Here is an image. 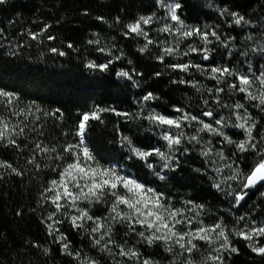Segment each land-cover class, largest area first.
I'll return each instance as SVG.
<instances>
[{"label":"trees","instance_id":"trees-1","mask_svg":"<svg viewBox=\"0 0 264 264\" xmlns=\"http://www.w3.org/2000/svg\"><path fill=\"white\" fill-rule=\"evenodd\" d=\"M178 2L179 12L187 23L198 24L209 19L197 0ZM214 2L248 21L243 22L246 25L235 24L226 29L232 36L243 39L252 25H257L253 28L256 33L263 30L264 0ZM155 9L156 0H4L0 3V90L36 106L42 113L58 114V120H48L54 129L62 123L68 130H75L83 113L97 107L114 109L101 113L100 120L89 121L85 136L88 146L102 161L125 169L148 187L175 196L184 195L195 204L222 208L223 196L214 189L208 175L198 171L193 163L188 164L185 159L169 172L160 186V179L143 161L135 157L128 159L127 145L120 142L121 136H127L142 150L161 147L162 139L145 118L149 101L143 108L142 98L152 93L157 97L150 102L152 107L163 114L175 115L177 108L183 109L187 104L191 89L160 72L130 39L119 33L117 39L124 46V59L109 65L107 71L86 66L89 57H96L90 45L95 34L111 36L110 23H117L123 29ZM30 33L41 34L32 39ZM49 36L54 39H48ZM12 39L18 40L15 48L5 44ZM53 48L57 52L50 51ZM120 68H129L132 73L135 70L137 83L119 79L116 73ZM43 133L45 139L49 133ZM19 147L0 142V160L23 173L17 175L11 169L0 168V264H88L89 261L116 264L92 249L88 239L68 222L62 225L60 233L69 250L65 251L64 243L49 234L42 194L49 187L50 172L30 166L29 154L19 152ZM252 154L248 153L244 162L246 173L256 161ZM237 246L238 252L227 264H264V255L240 242ZM140 249L147 259L157 257L156 251L145 246Z\"/></svg>","mask_w":264,"mask_h":264},{"label":"rangeland","instance_id":"rangeland-1","mask_svg":"<svg viewBox=\"0 0 264 264\" xmlns=\"http://www.w3.org/2000/svg\"><path fill=\"white\" fill-rule=\"evenodd\" d=\"M197 2L199 6L202 7V9L209 15V19H206L202 23L198 24L187 23L185 18L179 12L180 8L177 10V14L184 22V24L188 26V28H200L202 31H204L206 30L205 26H208V29H214L217 31V34L220 36V41H217L214 37H209L212 43L207 45V47L211 49V55L208 60L203 59V53L201 51L189 52L188 55H182V53L188 51V47L190 45L197 49L204 47L203 42L199 37L193 36L190 38H186L179 42V44H177L178 35L159 31V29L162 28L165 24L174 25L175 22L167 18V10L165 8L159 7L157 0L156 9L154 12L141 15L147 17L155 13V16L160 18L155 20L151 24L143 26L144 31L148 34V39L153 40L154 43L149 45L147 50L142 53L147 58H149V60H151L155 68L159 69L160 72L168 74L177 83L191 89L192 95L188 98L187 104L183 108L184 112H187L192 116H197L200 120H203L206 123H213V118L218 120L223 117L226 126H217L214 123L213 126L220 127L225 136L231 138L236 142L245 140L246 133L244 129H240L234 126L237 123L242 122L236 119L234 113H239V115L242 117L248 115L250 116L248 125L250 126L253 123L255 124V127L252 131V136L254 137L253 142L257 144L258 149L264 148V111L261 110L262 108H264V106L257 107L256 105L259 104V101H250L246 99L245 93H240L228 87V85L233 82H236L238 84L235 75L225 76L224 80L218 83L217 80L211 78L208 71H198L196 68L192 67L187 72H184L179 69L174 70L169 67L173 64L186 63H190L192 65H201L204 69H210L211 67L216 66H226L230 69H235L241 75H252L254 84L251 91L253 92V94H259L261 90V85L259 81L255 79V77L259 76L261 71H264V28L261 32L256 33L255 31H253V28H255V26L257 25H252L249 29V33L244 34L245 36L243 37V39H238L237 37L232 36V33L228 30L226 32V29L235 25L234 18L227 14L232 13L230 10H227V13L222 16L221 11L224 9H221L218 5H216L214 0H197ZM165 3L179 2L178 0H165ZM242 24L246 25L243 22L241 23V25ZM109 26L110 30L113 32V35L109 36L95 34L94 38L90 41L91 49L96 53V57H89V62H95L99 65L107 63L109 60L117 62L124 59L125 50L123 49L124 46L121 45L117 39L119 36L117 35L118 33L123 35L124 38L130 39L131 42L137 46L136 48L139 51L147 43L144 36L129 33V29L127 27L119 29V24L117 23H110ZM125 33L129 34L125 35ZM44 34L45 33L43 32V34L41 35ZM10 37L7 36V38ZM248 37H251V39H248ZM38 40L42 39L39 38ZM17 42V39H12L5 44L9 47L15 48L17 46ZM225 44L227 45V47H225ZM165 47L178 48L179 51L177 54L171 56L165 55L163 61H161L160 59H158V57L163 54V48ZM99 49H104V51H100ZM243 53H247V55H243ZM117 56H119L120 59L116 60L115 57ZM121 70L127 71L132 74V80H129L126 77H119V79L127 83H137L136 74L130 72L129 68H120L119 71ZM181 80L185 81V83H180L179 81ZM194 84L195 86H193ZM218 87H222L224 91L217 93L215 90ZM209 89H211L212 91L209 92ZM2 99L4 98H0V100ZM205 100L208 101L207 104L204 103ZM147 102H142L143 108L146 107ZM150 102H152V100L149 101V108L146 109L147 115L161 114L171 118H178L182 115V113L178 111H176L175 115L163 114L152 107L150 105ZM237 103L243 104L244 108H234V105H236ZM11 107L15 111H18L19 109H26L33 113V115L28 116L27 119H25L23 116L16 117L12 115V111H9L8 107L5 104L0 103V116H4L5 119H10L11 123L13 124L17 123L19 120H24V125H27L26 127H24L23 135L13 137L14 139H16L17 145H21L17 149L19 152L29 154L30 159L33 155L35 156L36 163H30V166L36 169L44 168L45 170L50 172V187L51 181L54 179H58L59 171L67 163H70L73 160L72 153L64 152V148L68 145H75L80 142V137L77 135L78 127H75V130H68L66 127H64V125H62V123H58L59 126L54 129L51 125H49L48 120H58V114H56L55 112L42 113L41 110L36 106L23 102L19 98ZM206 111H212L213 117L208 118L203 116L202 113ZM150 123L153 132L157 134L161 139L163 132L169 130L168 126H161L152 121H150ZM24 125L21 126L23 127ZM200 127L201 125L199 123H197L196 121H192L184 122L182 129H170L173 133L182 130L185 136L190 137L193 135H198L200 138V143H188L187 141H184L181 145L177 146L179 150L175 152V156L178 157L179 164L183 163V161L186 159L188 161V164L193 163L197 170H202L205 174H207L213 187L215 183L221 182L225 177L230 176L232 174V170L236 169L237 166L243 174H247L244 171V162L248 158V153L253 152L252 155L256 158L255 163L259 159L256 153L251 150L247 153H240L235 144H228L220 135L209 133L207 131L198 132V129ZM45 131L48 132L49 135H47V137L44 139L43 132ZM162 141L163 143L159 148H161V150H166V141H164L163 139ZM38 142L41 143L42 146L48 147L50 151L47 153L36 151L35 145ZM209 142L212 148V154L206 157L202 155V152L209 146ZM1 143L5 144L8 147H15L13 145L7 144V141H3ZM84 143L90 149L95 157V160L100 165L104 167H111L115 165L113 163L102 161V159H100L88 146L86 137H84ZM185 148L188 149L187 152L184 151ZM52 149H54V151H52ZM217 152L223 153V160L216 156ZM149 160L153 164L157 165L155 170H151L153 172H159V164L162 163L159 158L150 157ZM228 163L232 164V170L224 168L221 173L215 172V168L223 167L224 164ZM37 164H39V167L36 166ZM117 167L120 168L119 166ZM176 168L177 166H175L174 163L172 168L166 169L162 172V175H164L166 179L160 180V186H163L162 183L167 180L169 172L175 170ZM122 170L123 175H131L133 178H135L130 172L126 171L125 169ZM150 188L155 189L158 193H163L166 197H170L172 206L175 208L184 207L183 202L190 201L184 195L175 196L169 191H161L163 189L160 188ZM214 189L221 193V195L223 196L225 206L222 208H213L203 205L202 210L197 209L198 220L202 221L204 225H213L222 220L223 223L227 225L229 230L235 229L236 231H239L243 229L247 231L245 225L252 227V221H255L257 225L264 222V185H259L254 190H247L248 195L243 201L240 202L238 206L235 204L234 195L236 192H239L241 190L240 181L228 180L227 183H221L220 189H217L216 187H214ZM252 192H254L253 195ZM45 195L51 196L53 195V193L44 192V195L42 197L43 213L45 214V224L47 226L48 223H51V221L48 220V216L55 209L50 200L45 199ZM111 200L112 197L106 196V202L93 203L89 205L85 201L80 202L79 207L88 208L89 214L91 216L103 219L105 217H108L109 215V204ZM194 205L199 204L194 203ZM121 207L123 208V206ZM68 211L69 215L77 214L75 209H69ZM188 215L191 216L194 215V213H188ZM241 216L244 217L243 220L239 219ZM55 219L61 220L62 223L55 225V227L58 228V232L53 233L51 236L55 238L57 242L65 243L66 239H59V236L61 235L60 232L62 230V225L67 222L71 225L72 223L70 219L62 214V212L57 213ZM109 222L110 221L108 220H104V223L106 225ZM95 226L96 225L94 221H85L82 228H76L74 226L73 227L79 232L80 235L82 234L83 237L88 239L92 249H94L97 253L104 256L105 258L110 259L111 261H113V263L142 264L143 260H149L152 262V264H183V261L188 257L187 253L180 254L181 250L178 246H175L173 251L169 252L166 250L163 242L158 241L149 245L144 239L137 235L138 232L143 231V229L139 225H136L135 232H132L126 223L115 222H112V235L110 239L113 241V243L109 245V248L111 249V252H109L102 249V245L109 239V237L106 236L104 240L101 241L100 245H96L94 243V237L99 238L101 234L91 232V229ZM197 226L199 225L196 222H194L192 225L193 228ZM178 227L181 231H183L185 226L181 225ZM145 234L147 235L148 233L146 232ZM230 241L232 246L236 247L237 249L238 242L244 244L249 249H251L248 246L250 243L258 242L257 246L264 245V237H256L253 241H247L242 237L231 235V233ZM196 243L199 246V251H194L191 254V259L195 262V264H201L204 257H206L210 252L213 255L217 254L213 251V249L219 246L218 243L211 246L207 245V243L204 241H196ZM118 245L122 246L125 251L132 249L138 252V259H130L128 257L120 256V247H118ZM141 246L149 248V251H156L157 257H155L154 259H147V257L142 253L140 249ZM235 253L222 250L221 254L223 256L224 264H227ZM208 264H215V262L209 261Z\"/></svg>","mask_w":264,"mask_h":264},{"label":"snow or ice","instance_id":"snow-or-ice-1","mask_svg":"<svg viewBox=\"0 0 264 264\" xmlns=\"http://www.w3.org/2000/svg\"><path fill=\"white\" fill-rule=\"evenodd\" d=\"M3 2L4 0H0V3ZM157 2L159 7L167 10V18L175 22L174 25L165 24L159 29V31L178 35L177 44L186 38L193 36L199 37L203 42L204 47L197 49L190 45L188 51L182 53V55H188L189 52L201 51L203 53V59L208 60L211 55V49H209L207 45L212 43L209 37H214L217 41H220V36L217 34V31L214 29H208V26H205L206 30L204 31L200 28H188L177 14V10L181 7L179 3H165V0H157ZM225 13H227V9L221 11L222 16L225 15ZM227 14L234 18V23L236 25H240L242 22L248 23V21L244 20L243 16H239L237 13ZM157 19L160 18L156 17L155 13H153L151 16H141L134 23L126 26L129 29V33L145 37L147 43L140 49L141 52L146 51L148 46L154 43L153 40L148 39V34L144 31L143 26L151 24ZM129 33H125V35H128ZM40 34L41 33H30L32 39H37ZM48 39H54V37L49 36ZM248 39H251V37H248ZM68 47H72V45L69 44ZM225 47H227L226 44ZM99 50L104 51V49ZM50 51L57 52V49L53 48L50 49ZM178 51V48L165 47L163 48V54L158 57V59L163 61L165 55L171 56L177 54ZM59 54L64 55L65 53L60 52ZM243 55H247V53H243ZM115 59L118 60L120 57L117 56ZM113 62V60H109L107 63L99 65L95 62H89L86 66L100 71H107L109 65ZM169 67L184 72H187L192 67L196 68L198 71H208L211 78L217 80L218 83L223 81L225 76L235 75L238 84L233 82L229 84L228 87L240 93H245L246 99L250 101H259V104L256 105L257 107L264 106V71H261L259 76L255 77L261 85V90L259 94H253L251 91L254 84L252 75H241L235 69H230L226 66H216L211 67L210 69H204L201 65L186 63L173 64ZM134 72L135 70H133V73ZM116 75L118 77H126L127 79L132 80V74L127 71L121 70L117 72ZM156 75L158 76L160 73H156ZM179 82L185 83L183 80ZM193 86H195V84ZM211 91L212 90L209 89V92ZM215 91L219 93L223 92L224 89L218 87ZM0 98H4L0 100V103L5 104L8 107V110L12 111L13 116H23L27 119L28 116L33 115V113L26 109H19L18 111L12 109L11 106L18 99L14 94L0 90ZM156 98L157 97L149 92L142 98V101L147 102ZM204 103L207 104L208 101L205 100ZM234 108H244V105L237 103L234 105ZM110 110L114 111V109L97 107L91 112L83 113L77 131V135L80 137V142L75 145H68L64 148V152L72 153L73 160L72 162L67 163L59 171L58 179L52 180L51 186L45 190V193H53L51 196L45 195V199L50 200L55 209L48 216V220L51 221V223L47 224L50 235L58 232V228H56L55 225L62 223V221L55 219V217L57 213L62 212L65 217L70 219L72 225L76 228H82L85 221H94L96 226L91 229V232L101 233L99 238L94 237V243L100 245L101 241H103L106 236L109 237V239L102 245V249L111 252L109 245L113 243L110 239L112 235V222L126 223L132 232H135V226L139 225L143 231L138 232L137 235L144 239L149 245L159 241L163 242L166 250L169 252H172L174 247L178 246L181 250L180 254L187 253L188 257L183 261V264H195L191 259V254L194 251H199V246L196 241H204L209 246L217 243L219 244L218 247L213 249L217 254L213 255L210 252L204 257L201 264H208L209 261L215 262V264H224L223 256L221 254L222 250L231 251L233 253L238 252V249L231 244L230 233L231 235L242 237L247 241H253L256 237H264V222L257 225L255 221H252V227L245 225L247 231L243 229L239 231H236L235 229L229 230L222 220L213 225H204L202 221L198 220L197 212V209H203V205H194L192 201H184V207L175 208L172 206L170 197H166L163 193H158L155 189L147 187L131 175H123V170L117 166L113 165L111 167H104L100 165L95 160L90 149L85 145L84 137L90 126L89 121L100 120L101 113ZM261 110L264 111V108ZM176 111L182 113L178 118H171L161 114H149L145 117L149 121L158 125L168 126L169 130L164 131L162 134V139L166 141V150H161L159 147L150 150H142L135 147L127 136H121V144H126L127 150L130 153L128 159L135 157L136 159L143 161L147 168L155 170L157 165L150 162L149 158H159L162 162L159 164L160 171H154V174L160 180L166 179V177L162 175V172L166 169L172 168L174 163L175 166H178L179 164V159L175 156V152L179 150L177 146L181 145L184 141H187L188 143H200L198 135L188 137L185 136L182 130L173 133L170 129H182L184 122L196 121L201 125L198 132L207 131L209 133L220 135L228 144H235L240 153H247L251 150L259 157L250 172L247 174H243L238 166L236 169L232 170L231 163L224 164L223 167L215 168V172L217 173H221L224 168H228L232 170V174L225 177L223 181L215 183L214 187L220 189L221 183H227L228 180L240 181L241 190L234 195L235 204L238 206L248 195L247 190L252 189L257 185H264V148L258 149L257 144L253 142L254 137L252 136V131L255 124L248 125L250 116L245 115L242 117L239 113H234L236 119L242 121L234 126L244 129L246 133L245 140L236 142L225 136L220 127L213 126V123L217 126H226L223 117L218 120L213 118V123H206L203 120H200L197 116H192L189 113L184 112L183 109L177 108ZM117 115L128 114L117 113ZM202 115L205 117H213V112L206 111L203 112ZM21 125H24V120H19L17 123L13 124L10 119H5L4 116H0V142L7 141V144L19 147L16 139L13 137L23 135L24 127L27 125H24L23 127ZM35 150L41 153H47L50 151L48 147L42 146L39 142L36 143ZM52 151H54V149H52ZM184 151L187 152L188 149L185 148ZM211 154L212 148L209 142V146L202 152V155L207 157ZM216 156L221 160L224 159L222 152H217ZM29 163H36L34 155L29 160ZM36 166L39 167V164ZM0 168L11 169V171L17 175H23L22 172L18 171L7 161L0 160ZM106 196L112 197L109 204L110 211L108 217L103 219L93 217L89 214L88 208L79 207V203L85 201L89 205L106 202ZM121 206H123V208ZM69 209H75L77 214L69 215ZM188 213H194V215L189 216ZM239 219L243 220L244 217L241 216ZM104 220L110 222L106 225ZM194 222L198 223L199 226L193 228L192 225ZM181 225L185 226L183 231L178 227ZM146 232L148 233L147 235L145 234ZM59 239L64 240L65 237L61 234ZM257 243H250L248 246L253 252L264 255V245L257 246ZM118 247H120V256L128 257L130 259H138L139 253L135 250L129 249L128 251H125L122 246L118 245ZM63 248L67 251L68 244L64 243ZM76 255L78 257L79 253ZM88 264H95V261H89ZM142 264H152V262L149 260H143Z\"/></svg>","mask_w":264,"mask_h":264},{"label":"water","instance_id":"water-1","mask_svg":"<svg viewBox=\"0 0 264 264\" xmlns=\"http://www.w3.org/2000/svg\"><path fill=\"white\" fill-rule=\"evenodd\" d=\"M208 118H210V117H208ZM259 185H257L256 187H254V188H252V190H254L255 188H257Z\"/></svg>","mask_w":264,"mask_h":264}]
</instances>
